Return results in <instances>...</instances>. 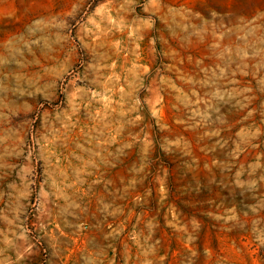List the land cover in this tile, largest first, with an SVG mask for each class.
<instances>
[{
    "label": "rangeland",
    "instance_id": "obj_1",
    "mask_svg": "<svg viewBox=\"0 0 264 264\" xmlns=\"http://www.w3.org/2000/svg\"><path fill=\"white\" fill-rule=\"evenodd\" d=\"M0 264H264V0H0Z\"/></svg>",
    "mask_w": 264,
    "mask_h": 264
}]
</instances>
